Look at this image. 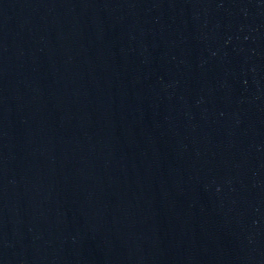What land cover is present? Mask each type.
Listing matches in <instances>:
<instances>
[{
  "label": "water",
  "instance_id": "95a60500",
  "mask_svg": "<svg viewBox=\"0 0 264 264\" xmlns=\"http://www.w3.org/2000/svg\"><path fill=\"white\" fill-rule=\"evenodd\" d=\"M0 264H264V0H0Z\"/></svg>",
  "mask_w": 264,
  "mask_h": 264
}]
</instances>
